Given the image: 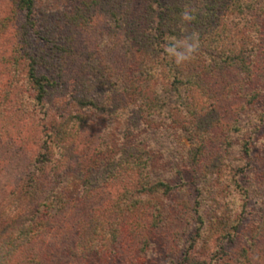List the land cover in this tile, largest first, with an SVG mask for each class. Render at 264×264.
I'll return each instance as SVG.
<instances>
[{
  "label": "rangeland",
  "instance_id": "1",
  "mask_svg": "<svg viewBox=\"0 0 264 264\" xmlns=\"http://www.w3.org/2000/svg\"><path fill=\"white\" fill-rule=\"evenodd\" d=\"M195 1L38 0L43 19L36 32L27 29L19 0H0V214L10 203L7 209L15 207L10 193L28 179L31 161L39 156L49 130L48 115L63 121L68 113L80 111L88 121L84 128H74L65 157L48 169L60 176L57 184L70 197L67 208L53 216L28 252L47 251L49 264H182L188 251L206 264H264V228L259 227L264 217V117L248 127L253 149L241 159L245 154L232 147L237 140L229 135L235 116L225 100L224 78L218 77L213 99L221 106L215 112L214 131L203 142L200 163L186 164L182 160L185 151L202 147V139L197 135L190 139L188 129L196 128L202 118H194L184 108L181 96L185 91L180 95L173 85L166 86L167 79L171 80L161 73L162 64L152 53L160 13L167 5ZM29 42L38 54L51 55V62L41 71L53 76L56 84L44 106L37 105L36 93L27 81L22 54ZM143 64L149 74L139 78L148 79L153 90L160 91L165 107L150 117L140 113L125 89L129 75L141 71ZM231 77L239 83V75ZM88 95L100 101L96 112L89 108L92 105L81 104ZM208 100L200 92L186 98L191 106L195 103L193 109ZM136 141L146 144L153 156V177L166 178L174 190L146 196L154 212L140 218L143 223L135 232L106 240L107 255L85 252L79 246L85 233L82 226L89 228L97 218H112L105 211L114 212L124 192L135 187V174L118 173L116 166L120 150ZM103 151L118 155L105 156ZM214 162L223 167L231 162L235 168L231 174L215 168L211 178L204 172ZM131 201V197L123 200V206ZM124 214L136 216L130 211ZM217 219L229 224L231 237L223 238ZM199 226L205 228L201 235ZM113 230L114 226L106 228L107 233Z\"/></svg>",
  "mask_w": 264,
  "mask_h": 264
},
{
  "label": "trees",
  "instance_id": "2",
  "mask_svg": "<svg viewBox=\"0 0 264 264\" xmlns=\"http://www.w3.org/2000/svg\"><path fill=\"white\" fill-rule=\"evenodd\" d=\"M19 6L25 13L27 29L37 32L43 19L38 10V0H19ZM186 10H191L194 19L185 24L181 17ZM159 18L160 21L156 28L158 34L154 38L151 49L153 54H157L158 62L162 64L159 65L161 73L171 80L169 82L167 79L165 84L166 86L173 85L180 95L182 91H185L181 96L184 99V108L188 107L189 113L194 118H202L198 121L196 128L188 129L191 133L190 139L195 140V135L202 139V147L194 151L190 149L185 151L188 153L182 155L183 162L186 164L200 163L204 155L203 142L207 134L211 135L209 131H214L215 112L221 106L213 99L216 97L213 86L217 83L218 77L224 78L221 82L225 85L223 91L226 94L225 100L231 104L230 112L235 116L229 126V135L232 140L235 137L237 142L232 145V141L231 145L237 150L240 148L239 151L245 154L241 159L250 156L253 149L251 145L253 136L248 127L259 123V120L262 121L264 117V0H197L188 5L175 3L167 5ZM241 24L242 27H238ZM193 31L199 33V52L192 61L178 66L164 52V47L169 42V38H182ZM44 40L50 41L48 36H44ZM24 48L22 55L27 61V81L36 93L34 99L37 105L44 106L45 100L56 84L53 76L41 71L42 66H47L51 62V55L47 54L49 53L47 51L45 56L38 54L30 42ZM150 63V66H155L154 63ZM143 66L141 71H136L133 76L129 75V84L125 86V89L134 97L140 113L150 117L165 107L162 105L160 91L153 90L148 79L143 81L139 78L141 75L149 74L146 73L147 65L143 64ZM237 75H239V83L231 77H237ZM196 92L208 96L209 102L193 109L195 103L192 101L193 106H191V101H186V98ZM168 99L166 98L164 102ZM195 102L199 103L197 99ZM99 103L100 101L95 96L88 95L85 100H81V104L92 105L89 108H92L93 112L98 110ZM58 120L56 115L51 113L48 115L49 130L39 156L31 161L28 179L10 193V199L15 207L7 209L10 203L0 214V264H49L47 251L34 249L27 251L49 226L53 216L66 209L70 201L65 187L57 184L59 174L51 171L49 173L48 169L58 159L65 157L63 152L66 149V142L74 135V128L77 127L75 129L80 130L88 123L84 113L80 111L70 112L66 119ZM111 152L103 154L117 157V153ZM218 159H222L221 156ZM113 162L114 160L112 162L109 160V163ZM230 163L223 167L222 164L214 162L211 166L207 165L209 172H204V174L213 178L214 171L212 170L215 168H224L231 174L235 165ZM116 167L118 173L126 171L131 175L135 174V187L132 191L124 192L122 198L115 204L114 212L109 209L105 211L112 218H97L92 220L89 228L82 226L85 233L81 236L79 246L85 252L93 250L96 253L102 252L103 255H107L110 250H108L109 244L106 240L112 241L118 235L135 232L136 226L142 222L141 219L154 212V208L149 207L146 196L153 195L155 192L170 193L174 190L175 186L166 178L153 177V156L147 152L146 144L141 142L136 141L128 149L120 150ZM208 168L211 169V173ZM112 172V175L117 174L113 170ZM218 178L223 179L219 176ZM47 189H51L49 194H47ZM129 196L132 198L130 205L123 206V200L130 199ZM126 211L136 213L135 218H129V215L124 214ZM214 217L216 219V216ZM200 219L204 223L202 215ZM217 220L219 221L217 225L222 226L223 238L231 237L233 233L227 229L229 224H226V221ZM108 225L114 226L113 233H107ZM259 227L262 231L264 217L259 221ZM204 231L205 228L199 226L198 235ZM182 264H206V262L192 256L188 251L184 254Z\"/></svg>",
  "mask_w": 264,
  "mask_h": 264
},
{
  "label": "clouds",
  "instance_id": "3",
  "mask_svg": "<svg viewBox=\"0 0 264 264\" xmlns=\"http://www.w3.org/2000/svg\"><path fill=\"white\" fill-rule=\"evenodd\" d=\"M194 19L191 10H186L181 17L182 22L190 23ZM186 31V29H182ZM200 49V38L198 32H191L182 38L171 37L164 47L167 56L180 66L192 61Z\"/></svg>",
  "mask_w": 264,
  "mask_h": 264
}]
</instances>
